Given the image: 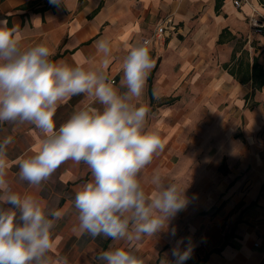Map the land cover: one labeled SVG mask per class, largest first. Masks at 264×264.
<instances>
[{
	"label": "crops",
	"instance_id": "obj_1",
	"mask_svg": "<svg viewBox=\"0 0 264 264\" xmlns=\"http://www.w3.org/2000/svg\"><path fill=\"white\" fill-rule=\"evenodd\" d=\"M234 1L64 0L39 10L50 0H0V21L19 27L25 48L45 43L54 61L97 66L95 42L108 38L113 48L108 75L117 87L127 47L150 37L167 18L173 20L164 37L151 44L155 66L141 101L150 110L146 129L158 132L165 148L141 176L149 191L154 171L185 186L189 203L168 231L137 242L144 264H175L172 250L181 239V250L189 241L193 249L184 264H264V85L254 90L252 72L255 57L264 65V27L256 29L251 20L254 9L264 12V3L237 6ZM240 38L237 47L234 41ZM91 102L81 94L60 104L57 128ZM39 135L29 124L0 123V142L12 137L7 147L11 190L61 212L52 230L54 261L105 264L99 256L114 242L82 234L74 207L75 194L93 179L85 163H63L38 189L19 180L15 161L31 154ZM231 231L235 236L225 244Z\"/></svg>",
	"mask_w": 264,
	"mask_h": 264
},
{
	"label": "clouds",
	"instance_id": "obj_2",
	"mask_svg": "<svg viewBox=\"0 0 264 264\" xmlns=\"http://www.w3.org/2000/svg\"><path fill=\"white\" fill-rule=\"evenodd\" d=\"M50 3L60 6L64 0ZM22 39L18 26L0 21V123L29 124L40 133L31 154L15 161L19 180L38 189L63 163H85L93 179L75 194L80 232L114 242L99 256L105 264H144L137 242L168 231L171 220L189 203L185 186L167 182L154 171L149 191L141 176L165 148L159 133L146 129L150 110L141 102L155 66L152 41L127 47L117 87L108 75L113 58L108 38L95 42L97 66L54 61L45 43L25 48ZM81 94L92 102L57 128L58 106ZM11 143V136L0 142V264H58L49 253L52 230L62 214L31 194L11 190ZM170 235L176 236L175 228ZM121 242L125 246H117ZM183 243L178 240L172 250L175 264L191 258V242L181 250Z\"/></svg>",
	"mask_w": 264,
	"mask_h": 264
},
{
	"label": "trees",
	"instance_id": "obj_3",
	"mask_svg": "<svg viewBox=\"0 0 264 264\" xmlns=\"http://www.w3.org/2000/svg\"><path fill=\"white\" fill-rule=\"evenodd\" d=\"M262 2L264 3V0H262ZM51 6H55V5L49 2V3H46L42 7H39L38 9L39 10H44V9L49 8ZM220 7H221V3L218 2L217 3V9L219 10ZM227 30L228 29H225L223 31V33H222V35L220 37V42H223L225 40V33L227 32ZM233 56H234L233 58L236 57V51H234ZM230 63H232V61L226 62L225 66H230ZM231 71H232V73H236L235 67H232ZM252 72H253L254 90L257 89V88H262V86L264 85V65L260 62V58L259 57H255V59H254ZM153 74L154 73L152 72L151 77H150V80H151L150 88H151L152 97L154 95L153 84H152ZM233 231L227 232L225 244L231 243V238L233 236H235V232H233ZM220 249L221 248H218L217 250H220Z\"/></svg>",
	"mask_w": 264,
	"mask_h": 264
},
{
	"label": "built area",
	"instance_id": "obj_4",
	"mask_svg": "<svg viewBox=\"0 0 264 264\" xmlns=\"http://www.w3.org/2000/svg\"><path fill=\"white\" fill-rule=\"evenodd\" d=\"M244 1H249V0H235L234 2L237 6H241ZM251 20H252L253 26L256 29L262 30V28L264 27V13H262L261 10L254 9V13H253V15H251ZM171 22H173V20L171 18H167L164 21V24L159 25L155 29L154 33L146 39H150L152 42L159 41L161 38L164 37V35L166 33V29H167L166 24H169Z\"/></svg>",
	"mask_w": 264,
	"mask_h": 264
},
{
	"label": "rangeland",
	"instance_id": "obj_5",
	"mask_svg": "<svg viewBox=\"0 0 264 264\" xmlns=\"http://www.w3.org/2000/svg\"><path fill=\"white\" fill-rule=\"evenodd\" d=\"M264 5V4H263ZM262 13H264L263 12V10H262ZM243 41V38H240V39H236L234 42H235V44L237 45V47L241 44V42ZM251 103H252V101H251Z\"/></svg>",
	"mask_w": 264,
	"mask_h": 264
}]
</instances>
